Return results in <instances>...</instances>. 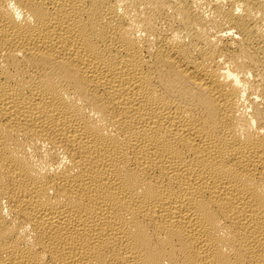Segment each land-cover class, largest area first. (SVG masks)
<instances>
[{"label": "bare ground", "instance_id": "6f19581e", "mask_svg": "<svg viewBox=\"0 0 264 264\" xmlns=\"http://www.w3.org/2000/svg\"><path fill=\"white\" fill-rule=\"evenodd\" d=\"M0 264H264V0H0Z\"/></svg>", "mask_w": 264, "mask_h": 264}]
</instances>
